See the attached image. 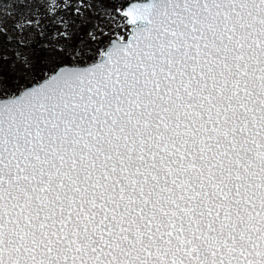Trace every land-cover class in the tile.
<instances>
[{
  "label": "snow or ice",
  "instance_id": "1",
  "mask_svg": "<svg viewBox=\"0 0 264 264\" xmlns=\"http://www.w3.org/2000/svg\"><path fill=\"white\" fill-rule=\"evenodd\" d=\"M16 3L0 264H264V0Z\"/></svg>",
  "mask_w": 264,
  "mask_h": 264
},
{
  "label": "rangeland",
  "instance_id": "2",
  "mask_svg": "<svg viewBox=\"0 0 264 264\" xmlns=\"http://www.w3.org/2000/svg\"><path fill=\"white\" fill-rule=\"evenodd\" d=\"M18 10L19 8L16 0H4V3L0 4V31H3L4 27L11 23L9 15L16 14ZM28 15H31V13L25 12L24 16L21 17V22H23L24 18ZM11 34L14 35V33ZM31 37L34 39L35 33H32ZM27 54L30 55V52Z\"/></svg>",
  "mask_w": 264,
  "mask_h": 264
},
{
  "label": "trees",
  "instance_id": "3",
  "mask_svg": "<svg viewBox=\"0 0 264 264\" xmlns=\"http://www.w3.org/2000/svg\"><path fill=\"white\" fill-rule=\"evenodd\" d=\"M4 3V0H0V4Z\"/></svg>",
  "mask_w": 264,
  "mask_h": 264
}]
</instances>
